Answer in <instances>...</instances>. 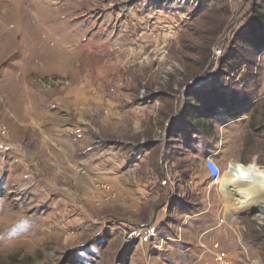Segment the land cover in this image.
Returning <instances> with one entry per match:
<instances>
[{"label": "rangeland", "instance_id": "rangeland-1", "mask_svg": "<svg viewBox=\"0 0 264 264\" xmlns=\"http://www.w3.org/2000/svg\"><path fill=\"white\" fill-rule=\"evenodd\" d=\"M252 4L0 0V264H264ZM198 102L202 135L170 138Z\"/></svg>", "mask_w": 264, "mask_h": 264}, {"label": "trees", "instance_id": "trees-1", "mask_svg": "<svg viewBox=\"0 0 264 264\" xmlns=\"http://www.w3.org/2000/svg\"><path fill=\"white\" fill-rule=\"evenodd\" d=\"M262 5L256 7L252 4V23L253 27L250 29L248 39L242 41L247 49L254 52H264V0H260ZM263 7V8H262ZM189 101V100H188ZM220 104H222L219 101ZM222 108V105L219 107ZM192 113L188 112L186 107L181 111L177 118H174L169 127L170 138L179 140L181 144L187 143L191 137H200V129L198 124L201 121H210L214 119V105L203 103L192 105ZM203 125V124H201Z\"/></svg>", "mask_w": 264, "mask_h": 264}, {"label": "built area", "instance_id": "built-area-1", "mask_svg": "<svg viewBox=\"0 0 264 264\" xmlns=\"http://www.w3.org/2000/svg\"><path fill=\"white\" fill-rule=\"evenodd\" d=\"M203 167L205 171L207 172L210 180L212 181L218 180L220 173H221V167L218 166L214 162V158L212 155L208 156L205 159L203 163ZM214 264H231V262L227 259V256L225 253H217L215 254V257H214Z\"/></svg>", "mask_w": 264, "mask_h": 264}, {"label": "bare ground", "instance_id": "bare-ground-1", "mask_svg": "<svg viewBox=\"0 0 264 264\" xmlns=\"http://www.w3.org/2000/svg\"><path fill=\"white\" fill-rule=\"evenodd\" d=\"M249 173L250 171L248 170V168H245L239 172L242 181L240 184H237L235 187L240 198H245L249 194L247 188L249 182V176H250Z\"/></svg>", "mask_w": 264, "mask_h": 264}, {"label": "crops", "instance_id": "crops-1", "mask_svg": "<svg viewBox=\"0 0 264 264\" xmlns=\"http://www.w3.org/2000/svg\"><path fill=\"white\" fill-rule=\"evenodd\" d=\"M179 114L180 113H178V114H176V116H175V118H177L178 116H179ZM179 141V140H178ZM180 142V141H179ZM214 162L218 165V166H220L219 164V162H218V160H216V159H214ZM204 169V168H203ZM204 171H205V169H204ZM205 177H206V179L207 180H209V177H208V174H207V172L205 171Z\"/></svg>", "mask_w": 264, "mask_h": 264}, {"label": "water", "instance_id": "water-1", "mask_svg": "<svg viewBox=\"0 0 264 264\" xmlns=\"http://www.w3.org/2000/svg\"><path fill=\"white\" fill-rule=\"evenodd\" d=\"M232 170V169H231Z\"/></svg>", "mask_w": 264, "mask_h": 264}]
</instances>
